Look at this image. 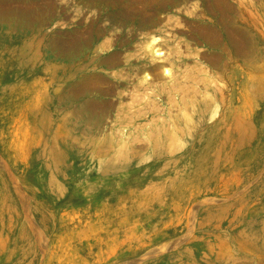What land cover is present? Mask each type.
I'll return each mask as SVG.
<instances>
[{
  "label": "rangeland",
  "instance_id": "obj_1",
  "mask_svg": "<svg viewBox=\"0 0 264 264\" xmlns=\"http://www.w3.org/2000/svg\"><path fill=\"white\" fill-rule=\"evenodd\" d=\"M86 258L264 264V0H0V264Z\"/></svg>",
  "mask_w": 264,
  "mask_h": 264
},
{
  "label": "bare ground",
  "instance_id": "obj_2",
  "mask_svg": "<svg viewBox=\"0 0 264 264\" xmlns=\"http://www.w3.org/2000/svg\"><path fill=\"white\" fill-rule=\"evenodd\" d=\"M221 9H223V8H221ZM223 13L226 15V13H228L227 11L228 10H226V9H223ZM222 12V11H221ZM114 21H116L115 19H114ZM148 24H149V19H146V21L145 20H142V26L143 27H146V26H148ZM130 29V28H129ZM203 30H204V28H203ZM211 31V30H210ZM203 32V31H202ZM208 32H209V30H208ZM207 31H205V32H203L204 34L206 33H208ZM210 33L211 32H209V34H208V36L209 37H211V35H210ZM213 33V32H212ZM205 34V35H206ZM212 38H214V37H212ZM211 39V38H210ZM82 40V39H81ZM161 41V40H160ZM236 45H237V47H238V51H239V53L240 54H243L242 53V49H243V47L245 46V41H244V39H243V37H242V35L240 36V35H237L236 36ZM105 46H107V45H105ZM139 46V45H138ZM159 46L161 47V45H160V42H159V39L158 38H156V37H151L148 41H145L144 43H141V45H140V47H139V56H143V57H147V58H150L152 61H154V60H157V58H162L161 56L163 55V53H162V49H160L159 48ZM132 57V56H131ZM121 59V58H120ZM131 60V59H130ZM118 61H119V57H118V55L116 54L115 56H112V57H110L108 60H106V62L104 63V65H106V66H110V65H116L117 63H118ZM129 62V61H128ZM131 62V61H130ZM162 63V62H161ZM161 63H160V65H155L154 67H153V69H160L161 70V68H163V64L161 65ZM102 65V64H101ZM118 66V65H117ZM127 66V65H126ZM114 68V67H113ZM139 70V69H138ZM152 70V69H151ZM131 71V70H130ZM133 71V70H132ZM131 71V72H132ZM162 71V70H161ZM160 71V72H161ZM145 72H147V71H145ZM143 73L144 74V76L142 77V80L140 79V82H141V86H145V85H147L150 81H152L151 80V75L150 74H147V73ZM163 73H164V75H166V76H170L172 73V71H170V69H168V68H166V67H164L163 68V71H162ZM159 74V73H158ZM162 74V73H161ZM129 75V74H128ZM123 76V75H122ZM125 77V76H124ZM123 77V78H124ZM129 78V77H128ZM153 78V77H152ZM83 82H84V80H83ZM140 82H138V83H140ZM98 84H100V83H98ZM143 84V85H142ZM109 85V84H108ZM137 85V84H136ZM89 87V86H88ZM97 87H99L98 85H97ZM146 93V92H145ZM179 130H181V129H179ZM177 132V131H176ZM181 131H179V133H180ZM150 137V136H149ZM125 144H127V143H125ZM128 147V146H127Z\"/></svg>",
  "mask_w": 264,
  "mask_h": 264
},
{
  "label": "crops",
  "instance_id": "obj_3",
  "mask_svg": "<svg viewBox=\"0 0 264 264\" xmlns=\"http://www.w3.org/2000/svg\"><path fill=\"white\" fill-rule=\"evenodd\" d=\"M53 206H56V204H54ZM65 206V207H63ZM61 207H63V209H61V223H60V227L58 233H56L55 235L53 233H50V231L48 232L49 236H50V241H49V246L50 249L52 247H55L57 245H63V243H67L66 237L73 231V228L68 226L67 222H65L66 220V213L67 212H71L73 209L72 205H61ZM38 214H35V221L40 224L39 226L45 230V232H47L46 229H48L44 224L47 223L48 221L51 220V215H48L47 213H45V211H41V212H37ZM58 217V216H57ZM57 218V222H58ZM51 223V222H50ZM81 257V256H80ZM49 259V257H48ZM96 259H95V263H96ZM86 262L87 263H92L93 261H90L88 258H86ZM50 264V261H49ZM68 264V263H67Z\"/></svg>",
  "mask_w": 264,
  "mask_h": 264
}]
</instances>
